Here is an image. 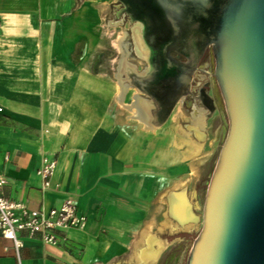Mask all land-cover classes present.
<instances>
[{
  "label": "crops",
  "instance_id": "0c3cea01",
  "mask_svg": "<svg viewBox=\"0 0 264 264\" xmlns=\"http://www.w3.org/2000/svg\"><path fill=\"white\" fill-rule=\"evenodd\" d=\"M104 4L0 0L1 194L39 211L71 198L86 219L58 232L55 246L20 234L21 264H164L193 239L195 159L212 150L222 122H197L185 97L152 130L127 119L135 108L117 102L120 53L101 32ZM103 48L115 54L100 65ZM125 62L147 68L137 55ZM125 84L122 105L150 100ZM43 157L55 161L47 186L37 173ZM0 264H16L1 237Z\"/></svg>",
  "mask_w": 264,
  "mask_h": 264
},
{
  "label": "water",
  "instance_id": "95a60500",
  "mask_svg": "<svg viewBox=\"0 0 264 264\" xmlns=\"http://www.w3.org/2000/svg\"><path fill=\"white\" fill-rule=\"evenodd\" d=\"M114 1L109 5L112 18L106 19L105 25L120 27L110 42L120 53L114 75L120 86L117 102L135 108V114L127 119H137L144 123L142 129L152 130L188 93L192 69L185 77L180 75L181 64L166 57L168 50L163 47L173 40L165 35L157 42L159 49L149 48V54L164 57L159 71L167 76L154 82L155 69L150 62L143 73H136V65L125 62L135 56L126 46L137 47V61L147 62V51L140 35L130 38L128 24L115 21ZM118 1L130 7V16L139 13L136 19L131 16L132 21L143 23L147 13L177 33L180 42L189 29L204 37L213 53V77L226 115V130L206 188L202 226L185 264H264V0ZM124 81L150 100L134 95V102L122 105L129 86L122 85ZM150 91L159 94L163 111Z\"/></svg>",
  "mask_w": 264,
  "mask_h": 264
},
{
  "label": "flooded vegetation",
  "instance_id": "af4514ba",
  "mask_svg": "<svg viewBox=\"0 0 264 264\" xmlns=\"http://www.w3.org/2000/svg\"><path fill=\"white\" fill-rule=\"evenodd\" d=\"M111 6L115 9V21L121 25L128 24L127 34L129 37L131 38L135 34L140 35V38L142 39V47L147 51L146 67L149 68L150 62L155 69V72L152 74V80H154V82L157 80L162 81L167 76L165 75V77H163L159 71L160 62L164 60V57H157L155 54L151 56L149 54V48H153V50L159 49L157 42L166 35L173 40V43H167L163 47V49L165 48V50H168L167 54H169V57H166L172 62L181 64L180 75L183 77L186 76V71H191L192 69L188 93L183 96L185 97L184 106H187L188 103L193 105V107H189V110L190 113L194 114L197 122L203 118L207 120L210 117L213 118V121L219 118L218 120L221 121L222 119L226 122L225 111L222 103L220 102L219 91L213 77V53L211 46L204 44L205 38L188 29L186 32H183L184 39L183 41L181 40L183 42L182 43L180 42V36L177 35V33H172L170 27L167 28V26H161V24L158 23V19L153 18L147 13L146 15L148 18L145 17L144 22L140 23L139 21L131 20V16L136 19L135 17L140 16L139 13L135 12L130 16V7H126L121 1H114L111 3ZM155 19L157 20L156 25L153 22ZM137 26H139V29ZM126 49H129L131 54L136 55L137 53V47L134 44L127 45ZM173 49H177L179 52L177 53ZM150 92L153 94L155 102L159 105V110L163 111L164 103L160 100L159 94H154L152 91ZM193 239L190 241L189 249L183 252L182 256H179L177 259H173L172 261L170 260V257H167V259L165 258L164 264H185ZM182 247L183 245L180 244L179 249Z\"/></svg>",
  "mask_w": 264,
  "mask_h": 264
},
{
  "label": "built area",
  "instance_id": "2783aa9c",
  "mask_svg": "<svg viewBox=\"0 0 264 264\" xmlns=\"http://www.w3.org/2000/svg\"><path fill=\"white\" fill-rule=\"evenodd\" d=\"M54 167L55 161L42 158L37 173L44 179L45 186ZM6 182V178L0 174V237L11 242L16 264H21L19 251L23 242L20 234L30 239L39 238L42 243L55 246L59 242L58 232L79 228L85 223L86 219L78 213L73 199L67 198L59 207L48 211L30 210L24 203L2 196L1 190Z\"/></svg>",
  "mask_w": 264,
  "mask_h": 264
},
{
  "label": "rangeland",
  "instance_id": "374dc122",
  "mask_svg": "<svg viewBox=\"0 0 264 264\" xmlns=\"http://www.w3.org/2000/svg\"><path fill=\"white\" fill-rule=\"evenodd\" d=\"M111 1L112 0H103V3L106 4V5L104 4L106 8L103 9V15H102V21H101L102 23L101 32L104 34H109L110 36L113 35L115 37L120 31V27L119 26L106 27L105 25V20L112 18V15L110 13V7H109V4ZM114 51L115 50H111V49L108 50V48H103V50L99 53V56L97 58L99 64L104 65L107 61V58L115 54L113 53ZM218 119L213 121V124L216 125L217 128H219L218 126L220 122H222L223 126L220 129L221 134L212 139L214 140V143L212 146V150H210V152L206 150L203 156H197V159H195L196 160L195 164L199 168L198 175L196 176L197 178L195 180V184L190 187L189 193L187 192L190 198V206H191L190 210L192 211V214L194 215V217L190 219L192 220V223H191L192 232L190 234L192 238L196 237V235L198 234L202 226V211H203V202H204L205 192H206V188H207L210 176L216 164L219 150H220L223 138H224V132L226 129V125L224 123L225 121L222 119L220 121ZM179 229H184V227L179 225ZM181 240H182L181 244L183 245V248L179 256H182L183 252L189 249L190 241L192 239L191 238L188 239L189 241H183V239Z\"/></svg>",
  "mask_w": 264,
  "mask_h": 264
},
{
  "label": "bare ground",
  "instance_id": "6f19581e",
  "mask_svg": "<svg viewBox=\"0 0 264 264\" xmlns=\"http://www.w3.org/2000/svg\"><path fill=\"white\" fill-rule=\"evenodd\" d=\"M182 218V217H181ZM150 252V251H149Z\"/></svg>",
  "mask_w": 264,
  "mask_h": 264
}]
</instances>
